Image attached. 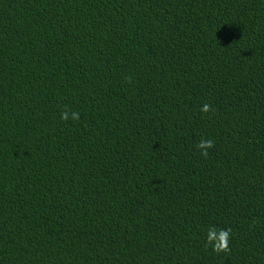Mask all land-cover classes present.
<instances>
[{"label":"trees","instance_id":"16d2710c","mask_svg":"<svg viewBox=\"0 0 264 264\" xmlns=\"http://www.w3.org/2000/svg\"><path fill=\"white\" fill-rule=\"evenodd\" d=\"M0 264H264V0H0Z\"/></svg>","mask_w":264,"mask_h":264},{"label":"clouds","instance_id":"9594fccd","mask_svg":"<svg viewBox=\"0 0 264 264\" xmlns=\"http://www.w3.org/2000/svg\"><path fill=\"white\" fill-rule=\"evenodd\" d=\"M201 113H208L212 111L211 106L207 103H205L202 108L200 109ZM67 115L65 113L61 114L62 120H67ZM74 120L79 119L78 114H73L72 117ZM214 146V141L211 139H202L199 144L197 145V148L201 150V155L207 157L208 156V149L212 148ZM231 234V229H221L219 233H217L216 229L214 227L210 228L208 231L207 236V245L212 246L213 252L216 254H220L223 252L225 255L229 254L231 252V249L229 248V238ZM206 245V246H207Z\"/></svg>","mask_w":264,"mask_h":264}]
</instances>
